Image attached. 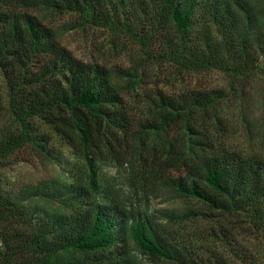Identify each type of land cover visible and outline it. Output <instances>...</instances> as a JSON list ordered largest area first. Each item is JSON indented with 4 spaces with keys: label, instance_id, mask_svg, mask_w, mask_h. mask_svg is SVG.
<instances>
[{
    "label": "trees",
    "instance_id": "16d2710c",
    "mask_svg": "<svg viewBox=\"0 0 264 264\" xmlns=\"http://www.w3.org/2000/svg\"><path fill=\"white\" fill-rule=\"evenodd\" d=\"M33 9L109 32L135 63L78 58ZM263 74L264 0H0V264H264V156L221 139ZM31 159L56 174L5 182ZM107 165L130 168L129 197L183 204L127 202Z\"/></svg>",
    "mask_w": 264,
    "mask_h": 264
},
{
    "label": "rangeland",
    "instance_id": "374dc122",
    "mask_svg": "<svg viewBox=\"0 0 264 264\" xmlns=\"http://www.w3.org/2000/svg\"><path fill=\"white\" fill-rule=\"evenodd\" d=\"M35 15L44 16L48 25L60 31V38L78 58L89 62H100L110 67L121 66L128 68L135 63V55L129 46L117 41L109 32L102 29L88 28L80 30L70 29L71 15L57 12H45L39 9L30 11ZM196 86H227V79L217 74H200L193 76L190 82ZM245 101L242 110L235 106L233 101L229 102L226 109V118L223 125L221 139L227 145L239 148L247 153H258L264 156V74L250 80L245 87ZM132 101V115L135 122L144 114V104ZM129 168V165H127ZM130 168L124 170L119 166L107 165L102 170L104 180H112L121 191L120 197L127 202L144 208L148 203L153 208L181 206V200L174 198L171 191L151 192L149 195L137 196L130 193L127 176ZM5 182L9 185L19 186L26 182H35L42 178L52 177L56 174L55 167L45 165L41 161L31 159L30 161H19L4 171ZM112 176H114L112 178ZM128 197V198H127ZM131 204V203H128Z\"/></svg>",
    "mask_w": 264,
    "mask_h": 264
}]
</instances>
